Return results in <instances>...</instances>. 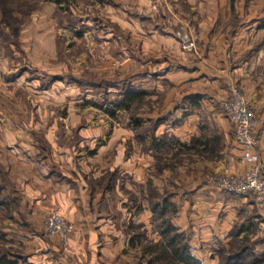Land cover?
<instances>
[{
  "label": "rangeland",
  "instance_id": "rangeland-1",
  "mask_svg": "<svg viewBox=\"0 0 264 264\" xmlns=\"http://www.w3.org/2000/svg\"><path fill=\"white\" fill-rule=\"evenodd\" d=\"M187 20H191L193 39L178 45L179 51L169 41L160 44L158 35L174 32ZM239 42L245 48L239 56L231 55V48ZM214 58L221 62L213 63ZM175 60L187 62L184 65L194 69L193 76L207 72L216 81L193 82V90L204 92L210 102L192 108L194 119L188 125L193 128V139L209 142L207 151H189L181 146L179 141L187 138L184 127L179 134L174 125L179 127L183 120L166 118L161 122L157 117L170 113L164 112L165 97L174 92L171 102L180 109L186 90L191 88L187 85L173 90L160 80L155 84L148 75L163 66L171 68L178 64ZM179 75L184 74L175 77L179 79ZM187 76L184 81L192 72ZM144 87L145 96L130 103L128 109L115 107L125 89ZM235 93L255 115L257 142L259 127L264 129V0H0V146L28 132L35 145H74L88 151L89 147H108L110 143L109 150L98 155L103 165L109 166L111 160L114 166L122 158L130 160L133 169L129 174L121 173V164L106 170L116 183L115 198L128 188L131 200L129 215L123 210V219L121 202L115 200L113 204L116 233L109 234L114 238L111 241L127 242L112 258L114 264H147L149 256L138 245H129L128 227L141 225L134 230L145 229L147 236L155 239L148 210L151 193L156 200L165 198L175 206L171 222L189 236V241L188 229L174 221L185 203L200 208L201 199L195 197L206 195L207 187L233 204L244 199L214 184L221 177L242 175L236 174V163L240 162L237 154L229 152L233 129L222 112L223 102ZM108 109L113 114L109 115ZM96 128L101 129L97 135H85ZM69 130L75 133L69 134ZM59 131L67 133L61 138ZM154 136L160 141L158 148L150 144ZM143 161L145 171L138 179L137 164ZM5 178L2 174V181ZM11 193L9 188L0 193V256L17 264H44L43 247L52 256V262L45 264H70L69 253L60 249L59 238L44 233L48 214L28 217L23 204L22 216H10L19 204L10 201ZM245 200L254 203L251 198ZM221 212L216 213L217 218ZM246 216L238 211L233 218L231 213L227 219L231 222L229 233L239 228L240 219ZM261 230L264 228L250 226L243 233L248 232L251 241L262 242ZM229 243L230 237L222 242L217 239L210 258L200 260L217 264L218 249L228 250ZM255 251H264V244Z\"/></svg>",
  "mask_w": 264,
  "mask_h": 264
},
{
  "label": "crops",
  "instance_id": "crops-1",
  "mask_svg": "<svg viewBox=\"0 0 264 264\" xmlns=\"http://www.w3.org/2000/svg\"><path fill=\"white\" fill-rule=\"evenodd\" d=\"M206 1L209 2V0ZM180 24L181 26L176 27L174 32L169 31L168 33H161L158 35L160 44L169 41L174 44L176 47L175 49L179 51L178 45L187 44L189 40L193 39L194 34L192 32L191 20H187L185 23L181 22ZM155 36L154 34L153 37ZM236 39L238 38L233 40ZM244 48L245 46L241 42L237 45H233L231 48V55L236 54L235 56H239ZM159 49H161L160 46L154 50L155 53L158 52ZM217 49L220 51L219 48ZM176 54L180 56L179 53ZM175 61L178 64L171 66V68H168L169 66H163L162 64L163 67L159 71H155L153 74L149 73L148 75H152L155 84L157 79L160 80L159 82L161 84H165L166 86L170 84L169 88L173 90L187 85H191V88L190 90H186L187 92L182 99L184 100V104H180V109L176 108L177 103L171 102L174 99V92L171 93L169 97H165L163 99V106H165L164 112H169L170 110V113L167 112L168 114L164 117H162L163 114H160V117L157 115V117L161 122H164L166 118H174L176 121L179 119L183 120L184 125L181 124L179 127L174 125L175 133L177 132L179 134H183L182 127H184V134L187 138L184 140L185 142L183 140L179 141L181 146L189 151L196 149H199V151H207L210 147L208 146L209 142L206 139L202 141L193 139V128L188 125V122L194 119L192 108L197 105L200 106L201 103L207 105L210 102V100L204 96V92L193 90V82L194 80L199 81L200 79L207 83L216 81L214 78L208 76L209 74L207 72H201L199 75L193 76L194 69L184 65L185 63L187 64V62L182 63L178 60ZM187 61H189V59H187ZM213 61V63L221 62L215 60V58ZM234 66V68L237 69L240 67L239 65ZM213 71L211 72L213 73ZM186 72H192V76H189L190 78H186L184 81V77H188L187 75L189 74ZM177 73H183L184 75H179L180 78L178 79L175 77ZM220 73H222V71ZM148 75L147 77H149ZM163 80L168 82H162ZM145 89L144 87L142 90L146 91ZM173 104L175 105L174 107H172ZM181 116H183V118H180ZM159 126L161 127L162 125ZM100 130V128H96V130H92L93 132L88 130L87 133H84H86L85 135L95 136ZM59 132H61V138L67 133V131ZM59 132L57 133L58 137L60 134ZM72 133H75V130H69V134ZM258 133V144L254 152L259 156V165L264 173V129L259 127ZM195 135L197 137L199 136L197 133H195ZM17 137L16 141H11L9 143L5 142L3 146H0V193L9 188L12 192L10 201L13 202L16 200L19 203L17 204V209L11 212L10 216H22L21 205L23 204L27 211L25 214L28 217L39 218L50 213L58 214L63 217L72 228L67 252L70 256V264H114L112 258L118 254V250L125 249V244L127 242L123 245V242L120 240L111 241V239L114 238H111L109 234L114 236L116 233V230H114L116 225L113 219V204L115 200L121 202V206L123 207L121 209V217L123 219V210L127 213L126 216L129 215L128 207H130L131 200L130 194L128 193L129 190H126L128 188H125V191L116 195L115 198L114 190L116 183L112 176L107 175L106 170L112 171L121 164V173L129 174L131 168L133 169L130 160L122 158L120 162H117L116 166H114V162L111 160L109 166L103 165L99 161L100 158H98V155H103L104 151L109 150L110 143L108 147H89L87 149H89L90 152H88L89 150H86V152L81 150V148H76L74 145L46 144L43 146L41 144H32L31 137H28V132ZM150 142L153 148L160 147V141L156 136H154ZM230 144L229 152L234 156L237 154L241 162L238 164L236 163L239 169L236 174H243L250 168L251 164L242 160L241 147L234 139ZM175 145L177 146V144ZM223 150H225L224 146L222 151ZM137 170L141 171H136L137 178L140 179V176L143 177L145 171L144 161L138 162ZM2 174H6V181H2ZM127 186L129 185L127 184ZM207 189L209 192H207L206 195L200 196L197 194L195 197L201 199L200 208L195 209V206L193 207L185 203L174 219L177 226L188 229L190 232L189 243L192 251L202 260L210 258L211 246L214 247L217 239L221 242L222 240L226 241L228 239L231 222L227 223V219L229 220V218H231V213L233 218H236V213L238 211L249 215L248 217L246 216L240 219L239 226L240 228L243 226V229L241 228L243 232L248 226L264 228V207L257 209L254 207V203H249L245 200L246 198H240L237 202L234 201L235 204H233L230 200L219 198L217 192H212L213 190L210 189V187H207ZM229 204H233L231 211L228 210ZM216 208H218V210ZM222 208L226 211L223 212L224 209L222 210ZM220 209L222 211L220 213L221 216L217 218L216 213H219ZM215 210H217L216 213ZM262 231L264 232V230H261V232ZM243 232L240 233V235H242ZM256 236H258L257 233L255 237ZM123 238L124 237L121 236L120 239L124 240ZM262 244H264V241ZM114 248L117 249V253ZM47 249L48 248H41V260L45 263L49 261L52 262V256H50V252H48Z\"/></svg>",
  "mask_w": 264,
  "mask_h": 264
},
{
  "label": "trees",
  "instance_id": "trees-1",
  "mask_svg": "<svg viewBox=\"0 0 264 264\" xmlns=\"http://www.w3.org/2000/svg\"><path fill=\"white\" fill-rule=\"evenodd\" d=\"M145 91L142 89L127 88L122 94V100L115 102V107L128 109L130 103L142 99ZM111 115V109L106 110ZM137 125V120H133ZM153 144V141H152ZM149 210L151 213V225L155 239H150L146 230L142 229L137 232L134 229H140L141 225L137 224V228L129 225L128 243L131 247L138 245L140 251L149 256L147 264L153 262H161V264H203L192 251L189 243V236L180 231L171 222V215L174 213L175 206L170 204L165 198L155 199L154 195L149 196ZM133 228V231H131ZM249 226L247 227V229ZM241 228H235L229 233V248L218 249L217 264H263L264 251L256 252L255 248L263 243L251 241L248 232L242 233ZM248 233V234H247ZM0 264H16V261L10 260L5 255L0 256Z\"/></svg>",
  "mask_w": 264,
  "mask_h": 264
},
{
  "label": "built area",
  "instance_id": "built-area-1",
  "mask_svg": "<svg viewBox=\"0 0 264 264\" xmlns=\"http://www.w3.org/2000/svg\"><path fill=\"white\" fill-rule=\"evenodd\" d=\"M222 112L232 126L234 141L241 147L242 160L251 166L240 177H221L214 184L222 191L243 198H251L257 208H263L264 173L259 165V156L254 152L257 143L255 115L238 93L223 102ZM43 225L45 235L57 236L61 251L68 252L71 225L55 213L48 214Z\"/></svg>",
  "mask_w": 264,
  "mask_h": 264
}]
</instances>
